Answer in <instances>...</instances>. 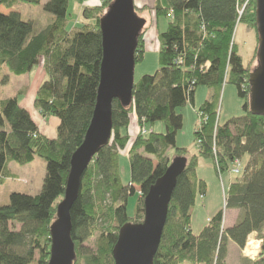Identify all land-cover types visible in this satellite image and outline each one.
<instances>
[{
  "label": "trees",
  "instance_id": "trees-1",
  "mask_svg": "<svg viewBox=\"0 0 264 264\" xmlns=\"http://www.w3.org/2000/svg\"><path fill=\"white\" fill-rule=\"evenodd\" d=\"M42 1L0 0V65L21 76L42 63L47 79L37 90L34 106L42 117L59 120L56 138L48 139L39 133L18 98L0 100V184L12 178L9 163L24 166L35 158L45 162L38 195L12 193L9 203L0 205V264H48L50 227L63 198L70 159L83 142L96 104L102 60L99 21L107 3L83 7L84 22L70 26L69 0H47L43 8L52 22L31 35L32 24L14 10L20 2L39 5ZM246 1L156 0V18H170L158 37L159 68L134 82L129 107L113 101L111 138L84 172L70 211L73 264H114L112 250L118 232L127 223L142 220L143 198L169 166L171 149L174 157L187 161L169 203L153 264H226L229 243L242 249L251 233L262 238L264 116L250 112L249 64L243 65L233 40L238 22L256 28L254 0L245 5ZM144 52L141 32L136 64ZM225 84L233 85L244 100L243 115L221 125L219 97ZM201 86L211 89V95L196 110L204 122L194 130L197 153L187 157L186 150L176 148V136L183 126L178 110L188 103L194 106L196 90ZM133 115L138 129L161 122L164 133L148 132L145 127L147 133L137 134L129 146L126 131ZM126 147L129 181L124 185L119 161ZM199 158L210 159L214 170L217 164L222 172L235 161L244 164L224 201L226 210L238 211L236 223L224 228L223 210H219L194 234L191 211L197 195L202 198L206 192V184L197 174ZM138 191L137 216L131 219L127 202ZM100 223L95 249L88 251L83 244L95 235ZM244 264H264V242L259 256Z\"/></svg>",
  "mask_w": 264,
  "mask_h": 264
},
{
  "label": "water",
  "instance_id": "water-1",
  "mask_svg": "<svg viewBox=\"0 0 264 264\" xmlns=\"http://www.w3.org/2000/svg\"><path fill=\"white\" fill-rule=\"evenodd\" d=\"M144 21L137 18L133 0H113L99 21L102 60L96 104L83 142L72 154L62 201L50 227L48 264H73L70 211L80 192L81 179L98 152L108 145L112 104L127 108L132 101L135 51ZM257 67L249 73V109L264 116V0H255ZM186 158L174 157L162 177L143 198V219L123 225L112 250L114 264H153L166 224L168 207Z\"/></svg>",
  "mask_w": 264,
  "mask_h": 264
},
{
  "label": "rangeland",
  "instance_id": "rangeland-1",
  "mask_svg": "<svg viewBox=\"0 0 264 264\" xmlns=\"http://www.w3.org/2000/svg\"><path fill=\"white\" fill-rule=\"evenodd\" d=\"M84 1L85 0H69L67 18L70 26L84 22L81 15L82 7H84ZM248 1L249 0L245 2V5L248 4ZM46 2L47 0H43L39 5L20 2L14 10L20 14L23 21L30 22L32 24L33 31L31 35L42 30L52 22V16L43 8ZM104 2L107 3L103 12L105 15L108 6L113 2V0H97V3L100 5ZM155 3L156 0H133L135 15L138 19L144 21L141 32L143 35L145 49L142 61L135 65L134 82H138L144 75L155 74L159 68L158 37L166 30L170 20L168 17L163 16L156 18L153 10ZM85 7L95 8L96 5H86ZM238 13L241 15V10H239ZM233 40L239 48V54L242 57L243 65L247 66L249 64L250 72H252L253 69L257 67V36L255 29L248 24L238 22L233 35ZM38 67L43 69L42 63L38 66H34L31 71L25 75L15 76L8 71V68L5 65H0V100L4 101L7 97L13 96V98H18L20 106L23 105V100H30L31 103L34 102L36 95L34 96L33 86L36 85L35 82L39 79V76L37 75ZM44 81L42 80L38 87H40ZM210 95L211 89L202 86L198 87L194 96V106L188 103L185 107L178 110V113H180L183 118V126L176 136V148L186 150L188 153L187 157L197 153V145L194 142V130L199 127V123L204 122V119L199 117L196 110L206 99L209 98ZM243 104L244 100L239 98L236 88L233 85L225 84L220 91L219 97V123L223 125L232 118L242 116ZM44 118L47 119L48 124L53 118L58 120L54 116H46ZM132 118H135L134 115ZM131 120L126 131L128 134L129 129L131 133L130 142L128 144L129 146H131L136 135L140 133V130L145 129V127L148 132L152 131L155 134H163L165 131L164 125L161 122H156L152 126H145L138 129L137 125H134L133 128ZM55 138L56 136L50 139ZM128 150L129 149L120 153L121 159L119 161L120 173L122 176L121 178L124 185H127L129 181ZM168 153L170 156L169 158L172 160L175 151L171 149ZM35 159L36 162L31 166H21L14 162L11 163V169L14 173H16L15 175L17 177L13 176V178L5 179V181L0 184V205H7L9 203V196L12 193H22L29 196L38 195L41 189L43 177L45 175V162L40 158ZM243 162L244 161L242 160H239L238 162L235 161L227 172H222L217 164L214 170L213 163L210 159L199 158L197 174L198 177L206 184V195L202 198L199 194L197 195L195 205L191 211V229L194 234H198L206 225L207 219L219 210H223L224 220L229 221L230 212L225 209V196L230 184L236 181L237 177L241 174L244 164ZM234 170H237V173L234 172ZM140 196L141 194L137 192L128 198L127 214L131 219H134L137 216L136 206ZM141 221L142 220H140V222ZM102 225L103 224L101 223L98 224L95 235L83 244V247L87 248L88 251H93L95 249L97 237L100 233ZM226 227L227 225L224 224V228ZM263 242L264 229L262 231V238H259L256 233H251L246 239L242 249H239L234 244L229 243L226 264H244V262L247 263V261L253 262L259 256ZM252 244L255 248L260 246L259 253L257 251H252L250 255H246L247 246ZM256 244L259 245L257 246ZM35 262L32 264H36Z\"/></svg>",
  "mask_w": 264,
  "mask_h": 264
},
{
  "label": "crops",
  "instance_id": "crops-1",
  "mask_svg": "<svg viewBox=\"0 0 264 264\" xmlns=\"http://www.w3.org/2000/svg\"><path fill=\"white\" fill-rule=\"evenodd\" d=\"M96 3H97V0H85L83 2V6L85 7L86 5L87 6L96 5ZM169 20H170V18H169ZM158 50H159V47H158ZM37 75L39 76V79L35 82L36 85L33 86L34 96L36 95V92L38 90L37 88H39L38 87L39 83L42 80L44 81L46 79V75H45L43 69L40 68V67L37 68ZM9 98H13V96L12 97H7L6 99H9ZM22 102H23L22 103L23 105H21V106L23 107V109H25L30 114L33 122L38 127L39 133L41 135L47 137V138L49 137V139L53 138L54 136H56V129H57L58 124H59L58 120L53 118V119H51L49 121V124H48L47 119L42 117L39 114V111L35 108L34 102L31 103L30 100H25V101L23 100ZM131 124L133 125V128H134V125H137L136 117L132 118ZM135 129H136V127H135ZM128 132H129L128 134L131 136V133H130L129 129H128ZM35 162H36V159H34L33 162H31L30 164H28L26 166H31ZM11 165H12L11 163L8 164L9 173L11 174L12 178H13V176L17 177L15 175L16 173H14L13 170L11 169ZM229 212H230L229 221L228 220L227 221L224 220V224H226L227 227L233 226L236 223L237 218H238V211L237 210H229Z\"/></svg>",
  "mask_w": 264,
  "mask_h": 264
},
{
  "label": "built area",
  "instance_id": "built-area-1",
  "mask_svg": "<svg viewBox=\"0 0 264 264\" xmlns=\"http://www.w3.org/2000/svg\"><path fill=\"white\" fill-rule=\"evenodd\" d=\"M147 133V130L146 129H142V130H140V134H142V135H144V134H146ZM238 162V161H237ZM239 166V165H238ZM234 172H236L237 173V170H234ZM139 192V194H141V192L140 191H138ZM257 246L259 245V244H256ZM248 247V246H247ZM251 249V248H250ZM259 250H260V246L259 247H257V248H254L253 249V251H257L258 253H259ZM246 251H247V249H246ZM252 253V252H251ZM247 255V254H246ZM250 255V254H249ZM258 255V254H257Z\"/></svg>",
  "mask_w": 264,
  "mask_h": 264
},
{
  "label": "bare ground",
  "instance_id": "bare-ground-1",
  "mask_svg": "<svg viewBox=\"0 0 264 264\" xmlns=\"http://www.w3.org/2000/svg\"><path fill=\"white\" fill-rule=\"evenodd\" d=\"M250 248H251V249H250ZM254 248H255V247H254L253 244H252V245H248V247H247V251H246V254L249 255V254L253 251Z\"/></svg>",
  "mask_w": 264,
  "mask_h": 264
}]
</instances>
